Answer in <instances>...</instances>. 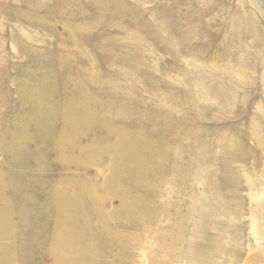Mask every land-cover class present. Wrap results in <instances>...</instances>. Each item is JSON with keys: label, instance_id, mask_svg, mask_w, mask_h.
<instances>
[{"label": "rangeland", "instance_id": "rangeland-1", "mask_svg": "<svg viewBox=\"0 0 264 264\" xmlns=\"http://www.w3.org/2000/svg\"><path fill=\"white\" fill-rule=\"evenodd\" d=\"M59 262L264 264V0H0V264Z\"/></svg>", "mask_w": 264, "mask_h": 264}, {"label": "bare ground", "instance_id": "bare-ground-1", "mask_svg": "<svg viewBox=\"0 0 264 264\" xmlns=\"http://www.w3.org/2000/svg\"><path fill=\"white\" fill-rule=\"evenodd\" d=\"M67 133V132H66ZM74 137V136H73ZM138 143V142H137ZM136 146V145H135ZM60 147V146H59ZM137 147V146H136ZM145 149V148H144ZM129 151V150H128ZM139 152V151H138ZM124 155V154H123ZM140 156V155H139ZM126 158V157H125ZM126 160V159H125ZM130 160V159H129ZM128 162V160L126 161V163ZM132 171V170H131ZM118 172V171H117ZM137 182V181H136ZM138 183V182H137ZM147 185V184H146ZM77 196V195H76ZM66 198V197H65ZM70 200V199H69ZM121 202V201H120ZM68 203H71V202H68ZM67 203V204H68ZM82 203V202H81ZM121 205V204H120ZM60 206V205H59ZM70 206H71V204H70ZM81 208V207H80ZM144 212V211H143ZM146 215H147V212L145 213ZM151 217V216H150ZM65 219V218H64ZM141 219V218H140ZM136 223V222H135ZM102 233V232H101ZM69 236H70V234H69ZM74 238V237H73ZM74 239H76V238H74ZM61 240H62V238H61ZM65 240V239H64ZM63 241V240H62ZM56 243V242H55ZM62 244V243H61ZM73 244V243H72ZM136 244H138V243H136ZM132 245H134V243H132ZM61 246H63V245H61ZM64 247H66V246H64ZM82 247V246H81ZM3 248V247H2ZM61 249V248H60ZM53 250V249H52ZM55 250V249H54ZM61 251H62V249H61ZM4 252V251H3ZM53 252V251H52ZM58 253V252H57ZM67 255V254H66ZM75 256V255H74ZM57 257V256H56ZM145 257V256H144ZM3 261V260H2ZM67 262V261H66ZM68 263V262H67ZM74 263V262H73ZM56 264V263H55ZM59 264H60V262H59Z\"/></svg>", "mask_w": 264, "mask_h": 264}]
</instances>
